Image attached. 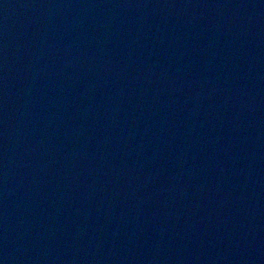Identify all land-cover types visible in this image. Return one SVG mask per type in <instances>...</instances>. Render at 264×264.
Segmentation results:
<instances>
[{"label": "water", "instance_id": "95a60500", "mask_svg": "<svg viewBox=\"0 0 264 264\" xmlns=\"http://www.w3.org/2000/svg\"><path fill=\"white\" fill-rule=\"evenodd\" d=\"M0 264H264V0H0Z\"/></svg>", "mask_w": 264, "mask_h": 264}]
</instances>
